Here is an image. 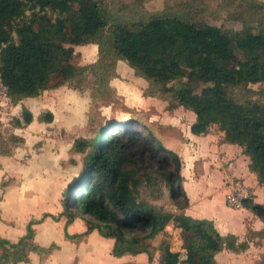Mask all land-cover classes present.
<instances>
[{
	"label": "trees",
	"instance_id": "trees-1",
	"mask_svg": "<svg viewBox=\"0 0 264 264\" xmlns=\"http://www.w3.org/2000/svg\"><path fill=\"white\" fill-rule=\"evenodd\" d=\"M201 3L184 0L177 10L169 8L127 23L90 0H0V75L8 87L9 101L16 106L25 99L40 98L56 75L64 78L53 89L68 85L84 92L89 71L96 76L98 91L110 89L109 82L117 77L115 65L124 61L148 83L146 95L161 97L170 110L194 113L196 120L190 128L194 136L205 137L213 125L218 126L224 133L223 143L241 147L251 159L249 171L264 187V104L253 100L254 92L248 90L252 84L264 83V28L255 32L244 23L240 33L224 32L198 20L196 9ZM250 3L264 9L256 0ZM89 45L98 46L99 60L75 65L74 47ZM235 52L243 59L232 68L228 59ZM192 81L202 88H192ZM237 89L251 97L240 99ZM33 119L32 112L25 110L15 125L24 128ZM54 119L46 111L38 121L50 124ZM126 125L110 123L99 128L95 137L75 141L73 152L84 156L83 167L62 193V213H45L31 220L16 243L0 236V264H29L32 253L47 257L60 250L56 244L42 247L35 241V225L47 218L65 219V236L72 243L94 231L113 239L116 258L146 254L152 263V242L171 225L190 235L187 257L182 259L180 252L163 241L161 264H218L216 257L224 251L239 255L249 249L247 241L222 235L213 221L174 214L154 203L167 190L177 211L189 207L182 188L181 158L161 145L166 167L142 165L145 162L133 158L129 146L140 141V136ZM150 137L155 135L150 133ZM24 143L22 137L12 134L6 138L0 131V156L11 157ZM142 188L149 197L142 196ZM244 208L264 223V204L250 199L244 201ZM77 219L83 220L87 230L71 236L67 227ZM254 235L264 239V229Z\"/></svg>",
	"mask_w": 264,
	"mask_h": 264
},
{
	"label": "rangeland",
	"instance_id": "rangeland-1",
	"mask_svg": "<svg viewBox=\"0 0 264 264\" xmlns=\"http://www.w3.org/2000/svg\"><path fill=\"white\" fill-rule=\"evenodd\" d=\"M183 1L90 0V2L100 3L113 18H118L119 21L127 23L136 20L140 16L146 17L148 14L166 12L169 8L177 10ZM199 1L202 3L196 9L198 20L219 26L224 32L236 31L240 33L244 23L251 26L255 32L260 28H264V9L252 6L251 0H212L209 3L207 0ZM256 1L264 4V0ZM86 5H89L88 1ZM74 9L78 10L79 6L75 4ZM74 50L75 58L72 62L75 65L87 66L99 60V50L96 45L74 47ZM242 59L243 55L240 52H235L228 60L232 68H237ZM115 71L117 77L109 82L110 89L102 87L98 91L96 76L89 71L84 92L72 89L68 85L53 89V85L64 78L56 75L52 77L49 89L41 98L25 101L19 107L13 106L9 100L5 101L6 105L1 108L0 112V131L6 138L16 132L23 134L28 141L18 147L17 159L19 163H10L12 162L11 159L6 163L8 173L5 174L2 166L3 162L0 161V182L2 183L0 195L3 196V199L7 195L10 198L19 197L22 200H32L35 204L30 205L27 209L25 206L24 218L30 213H35L38 216L37 218H40L44 213L56 212L52 205L57 206V200L59 205L62 191L68 187V183L65 188L63 185L57 184L67 178L71 172L75 175L74 179L77 178L83 167L84 156L73 152V144L79 138L95 137L98 129L103 126L110 123L129 125L140 136V141L129 144L130 154L133 158L145 162L142 165L147 167H166L165 161H163L166 152L161 148L172 150L171 147L179 146L182 152L191 153L193 151L191 143L198 144L201 140L189 135L190 128L196 120L194 113L183 108L170 110L168 108L169 103L161 97L146 95L145 91L148 89V83L137 77L134 70L126 62L117 61ZM191 86L198 90L202 88L196 81H192ZM248 90L254 92L252 95L253 100L264 104V83L252 84L248 87ZM235 92L240 99L251 97L244 90L237 89ZM25 110H29L33 114L34 119L30 124L31 127L29 128L30 125H28L24 128H17L15 121L23 116ZM48 110L54 112V122L50 124L39 122V116ZM211 129L214 138L205 140V142L202 140L204 144L212 142L211 144L214 145L221 141L222 136L218 126L213 125ZM150 133H153L155 137H150ZM133 134L129 133L127 136ZM200 157L203 158L202 161L206 166L204 170L201 169L203 170L201 172L203 183L200 186L202 188L205 185L208 187L203 190L200 196L197 192L199 200H196L194 191L199 190L200 187H195L192 190V200L197 203L196 206L201 209V212L209 217L219 218L227 226H229L231 220L238 224L237 220L243 218L244 214L231 211L225 206L224 193L219 186L221 175L218 174V171L208 170V166L213 164L215 148L202 149ZM184 158L188 162L190 155L186 157L184 155L183 160ZM29 160L38 161L39 164L45 163L46 170L43 173L34 170L25 171V166L28 165ZM199 162L200 159L196 160L194 163L195 170L193 169V173L190 174L193 183L200 180L196 171ZM185 179H182V188ZM141 191L143 197H149L144 188ZM164 194L165 196L161 200L154 201V203L163 206L169 212L179 214L181 211H177L173 205L168 191L164 190ZM249 196L251 195L249 194ZM45 206L52 207V209L47 211ZM43 207L45 208L39 211ZM3 208L6 213H11L9 204ZM243 212L246 214L245 211ZM223 229L227 228L224 227ZM250 231L245 241L248 243L253 242V247L251 248L249 245V249L239 255L224 251L218 259V264H264V239L251 234ZM97 236V238L92 239L94 249L92 254H94V257L90 254H81V258L85 257L82 264H161L162 254L159 248L163 241L170 244L172 251L180 252L182 259H186V248L190 239V235L174 229L172 225L169 226L162 235L152 242L155 246L153 251L154 260L149 263L147 257L138 261H134L137 257L134 255H126L123 257L124 260L112 257L107 243L98 239L101 238L98 233ZM55 240L56 243L61 241L59 237ZM73 252H65L59 258L57 264L61 261L69 262Z\"/></svg>",
	"mask_w": 264,
	"mask_h": 264
},
{
	"label": "crops",
	"instance_id": "crops-1",
	"mask_svg": "<svg viewBox=\"0 0 264 264\" xmlns=\"http://www.w3.org/2000/svg\"><path fill=\"white\" fill-rule=\"evenodd\" d=\"M89 46H94V45H89ZM33 100H37V99H25L20 104L16 105L15 107H19L22 103H25V101H33ZM5 105H6V102H3L0 104V112H1V108L4 107ZM48 111H51L54 114L52 110H48ZM30 127L31 125L29 126V128ZM211 130L212 129H210L209 135L205 137L194 136L191 133V131H189V135L191 137L195 139H201L200 141L198 140L200 142V143L198 142V144L191 143L192 148H193V151H192L193 153L192 152L187 153L186 151L182 152L179 146L171 147L172 149L171 151L177 153L181 158V161H182V173L181 174L183 178H186L184 181L183 190L185 191V193L187 194L190 200L189 207L186 210L181 211L179 214H184L194 219H200V220L206 219V220L213 221L216 228L222 235L232 234V235L237 236L239 241H242V240L245 241V239L247 240V234L249 233L250 230H251L250 231L251 234L260 232L264 229V223L258 217L253 215L252 212L247 211V209L245 208L236 210V209L229 207L225 201V195L228 192L227 188L232 181L239 180L240 182L248 186L250 194L252 196L251 198L255 203L264 204V187L258 184V177L249 171L248 167L251 162V159L243 155L241 147L223 143L224 133H222L220 130L219 132L222 136L220 142H217V144H214V145L211 144L212 142H210L209 144L208 143L204 144L202 142V140L205 142V140H208V139L211 140L212 138H214L213 137L214 133L211 134ZM15 135L24 138V140L26 139L25 143L26 141H28L27 138H25L23 134H18L16 132ZM212 147L215 148V157L212 162L213 164H210L208 166V170L218 171V174L221 175V181H220L219 186L222 188L223 193H224V202L226 204L225 206L231 211L242 212L244 214L243 218H240V220H237L238 224L234 220H231L229 222V226H227L226 224H224L223 221L219 220V218L209 217L207 214L202 213L201 209L198 206H196L197 203H194V201L192 200V190L195 189V187H200L199 190L194 191L196 200H199L198 196H200L203 190L208 187L206 185L204 188L200 186L203 183V177L201 176V172L206 167L204 161H202L203 158L200 157V153L202 149L206 148L207 150L208 149L210 150ZM18 150H19L18 148L15 149L11 157L0 156V159H1L0 161L3 162L2 166L4 168L5 174L8 173V168L6 165V163H8V160L11 159L10 161L12 162L10 163H13V162H15V164L19 163L17 159ZM184 155L185 157L187 155H190V159L188 160V162L186 158H184L183 160ZM198 159H200V162L197 163L196 171L198 172V176L200 180L193 183L191 180L190 174L193 173L192 172L193 169L195 170L194 163ZM45 165H46L45 163L39 164L38 161L34 162L33 160H29L28 165L25 166V171L28 170V172H30L34 170L36 172L43 173L46 170ZM202 168L203 170H201ZM238 172H241V173H238ZM72 173L73 172H71L67 178H64V180L59 181V184L57 185H63V187L65 188L66 184L68 183V186H69V184L73 181L74 176H75ZM1 185L2 183L0 184V188H1ZM197 192H198V196H197ZM0 196L2 197V200L0 202V214L2 218L0 222V236L13 243H16L22 236L26 234L28 223L31 220L41 219L45 213L40 218H37L38 216L35 213H30L24 218L23 212H24L25 206L27 209L28 207H30V205L35 204L32 202V200H29V199L22 200L19 197L10 198L7 195L3 199V196L2 195ZM7 204H9L11 208L10 214L6 213L5 209L3 208L4 206H7ZM52 206H53V209L56 210V212L51 211L49 214H52L54 216H59L63 211L61 203H59L58 205V200H57V206L56 205H52ZM45 207L47 211L52 209V207H48V206H45ZM45 207L39 209V211L43 210ZM243 211H245L246 214ZM230 223H233V224H230ZM65 227H66V221L63 218L60 219L59 221H55L52 218H47L41 224L35 225L34 229H35L36 243L42 247H49L52 244H56L60 247V250L54 251L51 255L47 257H40L38 254L32 253L30 256L29 264H57V261L59 260V258L65 252H70V251H74L73 255L69 262L61 261L64 264H82L83 258L85 257L83 256L81 258L80 256L81 254H90V256L94 257V254H92L94 250L93 245H92V239L98 237L97 236L98 232L97 231L92 232L89 236L85 237L79 243H72L71 241L66 239ZM224 227H226L227 229H223ZM86 230H87V227L82 219L75 220V222H73L67 227V232L71 236L83 234ZM57 237H59L61 240V241H58V243L55 242L56 241L55 239ZM100 237L101 238H98V239H100V241L102 240V242L107 243V246L109 247L108 249L109 253L112 257H114L112 255L114 240L106 239L102 237L101 235ZM249 245L252 248L254 243L250 242ZM220 255L221 254L217 255L216 257L217 262H219L218 259ZM145 257H147L148 259V256L146 254L137 255L136 260L134 259L133 260L138 261V260L145 259ZM122 258H120V260H124V258L123 259ZM61 262L58 264H62Z\"/></svg>",
	"mask_w": 264,
	"mask_h": 264
},
{
	"label": "built area",
	"instance_id": "built-area-1",
	"mask_svg": "<svg viewBox=\"0 0 264 264\" xmlns=\"http://www.w3.org/2000/svg\"><path fill=\"white\" fill-rule=\"evenodd\" d=\"M8 87L4 84L2 77L0 75V104L9 100L8 97ZM228 192L225 195V201L227 205L233 209L239 210L244 208V201L250 200L249 188L246 187L239 180L232 181L228 188ZM251 195V194H250ZM252 200V199H251Z\"/></svg>",
	"mask_w": 264,
	"mask_h": 264
},
{
	"label": "water",
	"instance_id": "water-1",
	"mask_svg": "<svg viewBox=\"0 0 264 264\" xmlns=\"http://www.w3.org/2000/svg\"><path fill=\"white\" fill-rule=\"evenodd\" d=\"M75 180H76V178H75V179L69 184V186L72 185V184L74 183Z\"/></svg>",
	"mask_w": 264,
	"mask_h": 264
}]
</instances>
